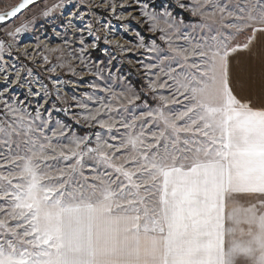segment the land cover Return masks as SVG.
<instances>
[{
	"label": "snow or ice",
	"instance_id": "snow-or-ice-1",
	"mask_svg": "<svg viewBox=\"0 0 264 264\" xmlns=\"http://www.w3.org/2000/svg\"><path fill=\"white\" fill-rule=\"evenodd\" d=\"M34 2L0 10V22ZM192 12L202 22L187 32L143 13L167 43L144 65L158 104L132 114L140 95L104 88L83 119L107 138H69L9 103L21 70L5 75L0 264H264V0H196ZM7 50L0 42V61Z\"/></svg>",
	"mask_w": 264,
	"mask_h": 264
},
{
	"label": "rangeland",
	"instance_id": "rangeland-1",
	"mask_svg": "<svg viewBox=\"0 0 264 264\" xmlns=\"http://www.w3.org/2000/svg\"><path fill=\"white\" fill-rule=\"evenodd\" d=\"M18 2L0 0V10L10 9ZM195 5L196 0L41 1L13 22L0 26V42L8 49L3 54L4 60L0 61V91L4 90L5 75L12 81L16 71L21 70L20 84H12L4 93L9 103L22 101L33 115L39 109L42 119L50 120L49 127L57 121L66 125L69 138L73 135L94 138L96 133L107 138V130L83 119L101 100L109 99L110 93L103 91L104 88L110 87L117 93L131 89L140 95V100L128 106L132 114L147 110L145 105L155 108L158 104L154 99L156 94L148 86L151 74L144 65L159 62L157 53L149 52L148 48L155 44L158 49L166 50L167 43L160 38L164 33L153 31V22L143 13L156 14L162 27L164 20L182 21L180 30L187 32L192 25L202 22L198 15H193ZM19 27L24 30L8 35ZM141 41L143 48L139 47ZM93 44L95 47L90 46ZM9 45H12L10 49ZM86 45L89 47L81 52ZM69 63L74 71L70 70ZM61 64L65 66L59 67ZM52 67H56V72L49 71ZM81 103L88 107H78ZM2 116L3 105L0 104Z\"/></svg>",
	"mask_w": 264,
	"mask_h": 264
},
{
	"label": "water",
	"instance_id": "water-1",
	"mask_svg": "<svg viewBox=\"0 0 264 264\" xmlns=\"http://www.w3.org/2000/svg\"><path fill=\"white\" fill-rule=\"evenodd\" d=\"M41 1H44V0H35V2H34L33 5H35V4H37V3L41 2ZM33 5H30L27 9L22 10V13L18 14L17 17H13V18H11L10 20L5 21V22H0V26H3V25H6V24H9V23L13 22V21L16 20L17 18H19L21 15H23V14H24V13H25L30 7H32Z\"/></svg>",
	"mask_w": 264,
	"mask_h": 264
},
{
	"label": "crops",
	"instance_id": "crops-1",
	"mask_svg": "<svg viewBox=\"0 0 264 264\" xmlns=\"http://www.w3.org/2000/svg\"><path fill=\"white\" fill-rule=\"evenodd\" d=\"M239 59H240V60H246L247 57H246V55H245V56H241ZM253 100H254V102H256V103H259V100H258L256 97H253Z\"/></svg>",
	"mask_w": 264,
	"mask_h": 264
}]
</instances>
